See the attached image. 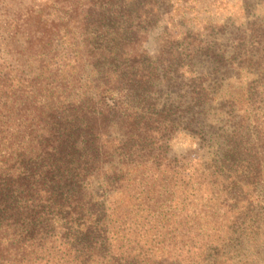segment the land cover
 Returning a JSON list of instances; mask_svg holds the SVG:
<instances>
[{"label":"trees","instance_id":"trees-1","mask_svg":"<svg viewBox=\"0 0 264 264\" xmlns=\"http://www.w3.org/2000/svg\"><path fill=\"white\" fill-rule=\"evenodd\" d=\"M198 4L0 0V264H263V23L229 53Z\"/></svg>","mask_w":264,"mask_h":264},{"label":"rangeland","instance_id":"rangeland-1","mask_svg":"<svg viewBox=\"0 0 264 264\" xmlns=\"http://www.w3.org/2000/svg\"><path fill=\"white\" fill-rule=\"evenodd\" d=\"M191 7H194V11H192L187 18L190 20L189 24L196 26L203 36H207L213 31L216 40L222 39V41L226 43L224 47L228 49L229 53L231 40L233 37L237 36L234 35L233 31L238 29V25L242 21L249 22V24L261 22L263 23L264 29V0H199L198 5H192ZM166 26V24L160 25L150 32L145 45L150 55L155 54L158 39H160V35L163 33ZM230 27L233 29L232 31H229ZM204 29L208 30L209 33ZM238 118L246 120L247 124L241 122L244 124V128L248 127V131L251 132L252 128L261 126L264 123V107L253 105L242 111L238 115ZM172 146V155L174 156H184L187 155L188 152L196 153L197 151H200L199 156H207V153H209L203 145L199 147L200 143H191L190 139L183 136L177 137ZM259 190L258 194L264 197V187L259 188ZM220 198L221 197L215 198L213 202L214 208L216 202ZM210 205V203L203 202L201 211L202 215L206 217L207 214L211 218L214 209H211L209 207ZM222 215L223 210L220 209L219 212L215 214L214 222L220 223L223 218ZM202 221L204 223V220ZM262 225L264 227V220H262ZM258 251L262 254L263 261H261V263L264 264V240Z\"/></svg>","mask_w":264,"mask_h":264}]
</instances>
